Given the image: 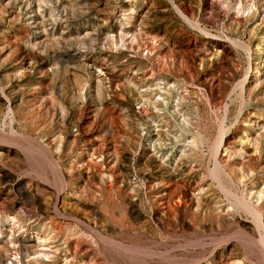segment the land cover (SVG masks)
Instances as JSON below:
<instances>
[{
    "label": "rangeland",
    "instance_id": "obj_1",
    "mask_svg": "<svg viewBox=\"0 0 264 264\" xmlns=\"http://www.w3.org/2000/svg\"><path fill=\"white\" fill-rule=\"evenodd\" d=\"M0 90V264H264V0H0Z\"/></svg>",
    "mask_w": 264,
    "mask_h": 264
},
{
    "label": "bare ground",
    "instance_id": "obj_2",
    "mask_svg": "<svg viewBox=\"0 0 264 264\" xmlns=\"http://www.w3.org/2000/svg\"><path fill=\"white\" fill-rule=\"evenodd\" d=\"M177 8V7H176ZM178 9V8H177ZM178 11V13L185 19V20H187V21H189V19L178 9L177 10ZM181 17V18H182ZM190 18V17H189ZM191 25V24H190ZM194 26H195V24H194ZM196 26H197V24H196ZM154 39V38H153ZM229 41V40H228ZM261 73V72H260ZM251 74V73H250ZM259 75V69H256V71L253 73V76L254 77H257ZM243 82V81H242ZM236 88V87H235ZM4 90V89H3ZM1 91V90H0ZM175 100V99H174ZM172 103V102H171ZM179 107V106H178ZM12 114H13V112H12ZM11 115V114H10ZM10 118V117H9ZM8 118V119H9ZM14 119V118H13ZM12 119V120H13ZM7 127V126H6ZM180 127V126H179ZM178 129V128H177ZM225 130H227V129H225ZM222 131V130H221ZM197 132V131H196ZM218 133V132H217ZM194 135H196V134H194ZM195 137V136H194ZM191 138V137H190ZM198 138H200V136L198 137ZM8 139V138H7ZM170 139V138H169ZM168 139V140H169ZM197 139V138H196ZM198 140V139H197ZM189 141V140H188ZM223 141H224V134H223V132L221 133L220 132V135L218 136V138L216 139V141L214 142V144H213V149H212V153H213V155H214V167H213V170L211 171V176H213L214 177V179L215 180H217V181H215L216 183H218L219 184V187H220V189H222L223 190V192H224V190L225 191H227V190H229V188H228V184H227V182H226V179H225V176H224V171H223V169H222V167H221V165H220V163L218 162V159H219V156H218V153H219V148L222 146V143H223ZM196 142V141H195ZM187 144V143H186ZM190 144V143H189ZM188 144V145H189ZM194 144V143H193ZM196 144V143H195ZM201 143H198V145H200ZM187 146V145H186ZM190 146V145H189ZM188 147V146H187ZM200 148H201V146H199ZM171 148V147H170ZM191 148V147H190ZM197 149V148H196ZM202 149V148H201ZM37 150V149H36ZM39 150V149H38ZM188 150V149H187ZM192 150V149H191ZM200 150V149H199ZM188 151H190V150H188ZM225 151V150H224ZM257 151V150H256ZM38 152V151H37ZM41 152V151H40ZM40 152H38V153H40ZM200 151H198V153H199ZM27 153V152H26ZM32 153V152H31ZM33 153H35V152H33ZM231 153V152H230ZM229 153V154H230ZM43 153H41V154H38V155H42ZM192 155V154H191ZM44 156H45V154H44ZM44 159V158H43ZM35 161V160H34ZM47 161V160H46ZM45 161V162H46ZM38 163V162H37ZM37 163H36V165H37ZM239 170V169H238ZM241 170V169H240ZM43 171V170H42ZM230 171V170H229ZM236 171V170H235ZM243 172V171H242ZM35 173H37V172H35ZM230 173H231V171H230ZM241 174V173H240ZM226 175H228V174H226ZM232 175H234V174H232ZM235 175H236V173H235ZM210 176V177H211ZM237 176V175H236ZM244 176V175H243ZM242 176V177H243ZM209 177V176H208ZM209 177V178H210ZM241 178V177H240ZM239 178V179H240ZM232 179V178H231ZM236 179H237V177H236ZM235 179V182L237 181ZM243 179V178H242ZM231 182V181H230ZM237 182H239V181H237ZM233 183V182H232ZM230 184V183H229ZM55 185V184H54ZM218 190H219V188H217ZM232 189V188H231ZM219 192H220V190H219ZM227 192H230V190L229 191H227ZM225 193V194H228V193ZM252 192V191H251ZM258 195V194H257ZM260 195V194H259ZM235 196V195H234ZM233 198V197H232ZM236 198H237V196H236ZM235 198V199H236ZM239 199H241L240 197H238ZM256 198V197H255ZM236 202H238L239 203V200H235ZM249 201V200H248ZM261 201V200H260ZM231 202V201H230ZM226 203H227V201H226ZM234 204V203H233ZM253 204V203H252ZM239 205H241V207L242 208H244L247 212H249L250 214H252V216H253V221H254V224H255V226L257 227V228H260L261 226H262V223H261V214H260V212L258 211V210H254L253 209V207H251L250 205L249 206H245V205H242V204H240L239 203ZM258 209H259V207H258ZM56 214V213H55ZM263 214V213H262ZM8 218V217H7ZM10 218V217H9ZM252 218V217H251ZM15 219V218H14ZM261 219V220H260ZM11 220H13V218L11 217ZM12 222V221H11ZM36 236V235H35ZM264 236V235H263ZM261 237L260 238V244H261V247H262V253L264 254V237ZM38 237V236H37ZM253 238V237H252ZM40 239V238H39ZM44 240V239H43ZM238 240V239H237ZM110 242V241H109ZM257 242V241H256ZM110 244V243H109ZM114 245H116V244H114ZM183 246V245H182ZM190 246V245H189ZM117 247V246H116ZM124 247V246H123ZM245 247V246H244ZM119 249V248H118ZM13 248L10 250L11 251V254L13 253ZM259 251H260V249H259ZM14 252H15V249H14ZM143 252V251H142ZM133 253H136L135 251H133ZM260 254H261V252H260ZM129 255H130V253H129ZM38 256V255H37ZM43 257V258H46L47 257V255L46 254H42V255H40V257ZM127 256V255H126ZM29 257V256H28ZM13 258V257H12ZM30 258V257H29ZM32 258V257H31ZM36 259H37V257H35ZM123 258H125V257H123ZM138 258V257H137ZM16 259V258H15ZM140 259V258H139ZM39 260H41V259H39ZM38 260V261H39ZM43 260V259H42ZM128 260V259H127ZM199 259H196V260H194L192 263L193 264H201L199 261H198ZM36 261V260H35ZM257 261V260H256ZM261 261V260H260ZM38 263V262H37ZM263 263H264V256H263ZM9 264H13L12 262H10ZM262 264V263H261Z\"/></svg>",
    "mask_w": 264,
    "mask_h": 264
}]
</instances>
